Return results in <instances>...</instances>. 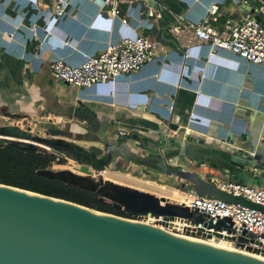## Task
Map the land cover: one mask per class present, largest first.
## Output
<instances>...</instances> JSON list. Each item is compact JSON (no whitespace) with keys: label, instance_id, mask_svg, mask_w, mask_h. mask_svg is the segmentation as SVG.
I'll return each mask as SVG.
<instances>
[{"label":"crops","instance_id":"1","mask_svg":"<svg viewBox=\"0 0 264 264\" xmlns=\"http://www.w3.org/2000/svg\"><path fill=\"white\" fill-rule=\"evenodd\" d=\"M58 1L0 0V120H47L53 138L108 154L107 169L120 164L136 176L149 170L160 184L133 183L153 194L187 183L154 165L198 174L213 185L232 180L264 188V175L253 172L264 169V66L228 50L212 56L205 43L186 50L182 42L192 35L171 32L201 23L212 5L219 7L213 26L226 17L241 23L257 10L264 24V0L121 3L120 18L109 16L103 0H63L66 14L56 18L50 9ZM137 36L157 38L165 53L137 72L89 88L53 77L56 60L78 66L110 43ZM236 162L250 163L241 177L232 171ZM101 176L113 182L108 173Z\"/></svg>","mask_w":264,"mask_h":264},{"label":"water","instance_id":"2","mask_svg":"<svg viewBox=\"0 0 264 264\" xmlns=\"http://www.w3.org/2000/svg\"><path fill=\"white\" fill-rule=\"evenodd\" d=\"M5 130L0 127V139L40 148L25 141L24 137L4 136ZM36 141L64 156V149L88 153L82 147L62 139ZM91 155V163L84 164L76 158L73 160L102 173L105 168H99L98 164L108 154L99 156L96 152ZM255 159L259 160L260 157ZM248 164L236 162L238 170L232 171L241 177L242 170ZM153 169L185 180L189 185L185 189L183 184L181 189L186 193L213 197L264 212V207L224 193L198 174L185 171L173 173L168 167L163 169L155 165ZM42 173L96 193L102 200L123 207L130 214L163 216L165 220L182 218L196 226L202 224L203 227L195 231L192 237L211 239L212 233L206 232L205 227H213L219 232L227 228L220 223L213 225L211 220L182 205L103 178L81 176L70 171L53 173L46 170ZM187 233L190 234L189 230ZM239 234L238 237H224L215 233V236L241 246L251 243L246 232ZM188 237L142 221L94 211L71 201L0 183V264H264L263 259L253 255ZM247 249L253 251L251 247ZM258 252L255 250V253Z\"/></svg>","mask_w":264,"mask_h":264},{"label":"built area","instance_id":"3","mask_svg":"<svg viewBox=\"0 0 264 264\" xmlns=\"http://www.w3.org/2000/svg\"><path fill=\"white\" fill-rule=\"evenodd\" d=\"M158 1L160 0H103V3L111 18H120L121 3ZM63 4H65L64 1L59 0L54 8L50 9L53 17L62 18L65 16L66 10ZM218 10L217 5H212L209 9V16L201 23L190 24L187 29L174 28L171 32L178 38L186 33L192 35L187 41L182 42L186 50L193 44L205 43L211 46L210 55L212 56L217 55L219 50H228L252 65L264 66V24L256 17L259 10L246 17L241 23H236L233 19L226 17L221 25L217 27L211 24V20L212 17L218 14ZM150 15L153 16L154 13L150 12ZM122 21L127 24L126 19H122ZM34 31L36 32L37 29L34 28ZM164 53L165 46L161 45L157 38L137 36L135 38H123L117 43H110L103 53L86 57L81 65L72 66L62 60H56L52 63L51 69L56 80L78 89H84L93 85L114 82L123 75L137 72ZM182 58L184 61L190 58L188 51L182 54ZM18 122V126L24 123V121ZM26 122V127L31 135H29V138L26 137L25 141L35 144L36 139L45 138L48 135L47 131H41L36 125L33 126L29 121ZM19 127L23 129L22 126ZM253 172L264 175V169L254 168ZM214 186L224 193L264 207L263 187H250L232 180H216ZM185 201L186 205L181 203L179 205L211 220L213 225L220 223L228 229L225 228L219 232L215 231L213 227H205L206 232L212 233V238L208 239L201 236L192 237L193 233L203 225L196 226L187 219L165 220L163 216L155 217L151 214H126V218L155 225L174 234L189 236L188 238L213 245L216 242L223 241L230 246L239 248V251L253 253L264 258L263 211L228 203L213 197L200 196L196 193H185ZM177 219L179 222L176 221ZM226 219H230V221ZM187 230H189V235ZM240 232H246L248 238L252 240L251 243L241 246L237 242L215 236V233H220L224 237H238ZM247 247H251L253 251H249ZM255 250L259 252L255 253Z\"/></svg>","mask_w":264,"mask_h":264},{"label":"trees","instance_id":"4","mask_svg":"<svg viewBox=\"0 0 264 264\" xmlns=\"http://www.w3.org/2000/svg\"><path fill=\"white\" fill-rule=\"evenodd\" d=\"M22 134L25 133L13 127L3 132V135L8 137L22 138L24 137ZM67 150L81 163H87L80 156L88 153ZM55 160L54 155L45 153L40 148L0 139V183L64 199L85 207H94L104 213L127 217L123 211L105 203L98 194L44 175L42 172L50 169Z\"/></svg>","mask_w":264,"mask_h":264},{"label":"rangeland","instance_id":"5","mask_svg":"<svg viewBox=\"0 0 264 264\" xmlns=\"http://www.w3.org/2000/svg\"><path fill=\"white\" fill-rule=\"evenodd\" d=\"M29 122L32 123L33 126L36 125L37 127H39L41 131H43V130H45L47 132L49 131V125L50 124L47 122V120H44V119L32 120V119H30ZM12 123H14V125H12ZM18 123H19L18 121H11V125H10L7 122H5L4 120H0V127H4L6 129L11 128V127L21 129V131L23 133H25V134H22L24 136V138H26V137L29 138L30 137L29 135H31V134L28 131V128L26 127L27 122H24L22 125L19 124V126H22L23 129L25 128V130H23L21 127H19L17 125ZM41 139H56V138H53L48 133V135L45 138H41ZM34 142H35V144L40 146V149L45 151V153H50V154L55 156L56 160L53 163V165L51 166V168L48 169V171H51L53 173L70 171V172H73V173H75L77 175H81V176H89L90 175L96 179L102 175V173H99L100 176H98L96 171L90 166H88V167L82 166V168H79L80 166H77V168H76L73 164H71L73 161H75V160H73V158L75 159V157L72 154H70L67 149L63 150V154H65L67 156L66 157V156H63L61 154H58L56 151H53V152L50 151V149L46 148L42 143H39L37 141H34ZM76 162H78V161H75V163ZM103 172L108 173L109 178H112L114 183L124 185L127 187H131L133 189L135 188V189L140 190L139 189L140 187L137 184H134L133 182H136L139 184H143V183L147 182V183L153 184V185H156V183H157V182L155 183L153 180L145 177V175L144 176H142V175L136 176L134 173L128 171V169H126V168L124 170H120V171H117L116 168H111V169H107V170L105 169ZM118 175H120V176H118ZM130 178L132 180H130ZM103 179H105V181H107V179L105 177ZM157 184H160V183H157ZM146 185H148V184H146ZM161 188H163V187H161ZM169 190H171V191L167 190V192H166L165 190L161 189L160 192H157V194H153V193H150L148 191H147V193L155 195L156 197H158L160 199H165L164 196L171 197V195L173 196V194L176 193V196L172 197L173 199H166V200L171 201L175 204H180V203L182 204V201H183L182 199H185V198H183L181 195H178V193L180 194V192H181V193L185 194L186 192H184L182 189H180V186L175 187L174 189L173 188L169 189ZM140 191H142V190H140ZM144 192H146V191H144ZM108 205H110V204H108ZM90 209H92L94 211H99L94 207H91ZM99 212H102V211H99ZM108 214H111V213H108ZM112 215H115V214H112ZM115 216H118V215H115ZM119 217H123V216H119ZM123 218H125V217H123ZM230 247H232V249H234V250L239 251V248H237V247H233V246H230Z\"/></svg>","mask_w":264,"mask_h":264},{"label":"flooded vegetation","instance_id":"6","mask_svg":"<svg viewBox=\"0 0 264 264\" xmlns=\"http://www.w3.org/2000/svg\"><path fill=\"white\" fill-rule=\"evenodd\" d=\"M80 158H82L84 161H87V163H91V161H92V155L91 154H86L85 156L84 155H81L80 156ZM108 164H109V159L108 158H106L103 162H101L100 164H98V167L99 168H105V169H107L108 167ZM117 171H120V170H122V166L120 165V164H118L117 165ZM144 170V174H145V177H147V178H150V179H154L152 176H151V172L149 171V170H147V169H143ZM144 176V175H143ZM173 178V177H172ZM156 179V178H155ZM173 179H175V178H173ZM184 183H182L181 184V187H182V185H183ZM188 185L189 184H185V186H184V188L185 189H187V187H188ZM135 189V188H134ZM140 191V190H139ZM104 201V200H103ZM105 203H107V204H110L111 206H113L115 209H118V210H121V211H123L124 213H126V214H130L125 208H123V207H120V206H118V205H116V204H114V203H112V202H108V201H104ZM130 215H132V214H130Z\"/></svg>","mask_w":264,"mask_h":264},{"label":"bare ground","instance_id":"7","mask_svg":"<svg viewBox=\"0 0 264 264\" xmlns=\"http://www.w3.org/2000/svg\"><path fill=\"white\" fill-rule=\"evenodd\" d=\"M102 174H103V172H102ZM99 178H103V176H100ZM144 192V191H143ZM147 193V192H146ZM164 200H166V199H164ZM182 204L183 205H186V201L184 200V202H182ZM177 222H179V220L177 219L176 220ZM216 246H218V247H222V248H226V249H231V250H234V249H232V247H230V245L229 244H227V243H225V242H223V241H219V242H216V243H214ZM242 252V251H241ZM244 253H247V254H250V255H253V256H255V257H258V258H261V259H264L263 257H261V256H259V255H256V254H253V253H249V252H244Z\"/></svg>","mask_w":264,"mask_h":264}]
</instances>
